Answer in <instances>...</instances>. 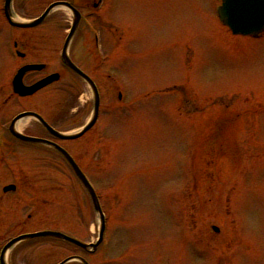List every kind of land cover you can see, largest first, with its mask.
<instances>
[{"label":"rangeland","instance_id":"rangeland-1","mask_svg":"<svg viewBox=\"0 0 264 264\" xmlns=\"http://www.w3.org/2000/svg\"><path fill=\"white\" fill-rule=\"evenodd\" d=\"M60 1L13 0V8L26 20ZM218 4L105 0L92 14L103 60L85 24L71 55L101 85L100 122L83 140L59 144L101 197L106 236L92 255L53 239L23 242L10 264H59L76 255L90 264H264V114H249L264 103V37H234L217 18ZM71 25L62 8L33 33L16 30L31 60L48 62L62 80L23 106L11 103L2 124L24 106L64 132L88 121L91 92L57 63ZM8 29L0 9L3 95L20 63ZM32 122L22 132L33 131ZM11 185L17 192L5 195ZM100 229L62 159L19 144L0 147V252L11 238L41 231L94 244Z\"/></svg>","mask_w":264,"mask_h":264},{"label":"water","instance_id":"water-1","mask_svg":"<svg viewBox=\"0 0 264 264\" xmlns=\"http://www.w3.org/2000/svg\"><path fill=\"white\" fill-rule=\"evenodd\" d=\"M12 0H7V4H6V10H7V14H8V18L10 19V17L12 18ZM61 7H68L74 15V24H73V28L72 31L70 33V36L67 40V43L65 45V49H64V53H63V63L72 71H74L76 74H78L80 77H82L83 79L87 80L88 83L91 85V87L93 88L94 91V97H95V101H94V114L92 119L90 120L89 124H87L80 132L78 133H74V134H62V133H58L54 130H52L40 117L34 115V114H25L21 117H34L36 118L44 127L47 128V130L53 134L56 138L60 139V140H64V141H72V140H76L78 138H80L82 135H84L87 131H89L94 124L97 121V117H98V110H99V103H100V99H99V94L97 89L95 88L94 84L92 83V81L85 76L70 60L69 56H68V47L70 45L71 39L73 38L76 29L80 23L81 17L80 14L78 13V11H76L74 8L71 7L70 4H65V3H56L53 4L51 7L48 8V10L44 13V15L42 17H40L39 19L35 20V21H31V22H19L16 23L15 22V26H18L20 28H34L38 25H40L41 23H43L46 18L49 16V14ZM220 13V17L222 22L233 32L234 35H242V36H258L259 34H261L262 32H264V0H224L223 1V7L220 9L219 11ZM11 20V19H10ZM37 66H28L25 68L24 73L28 72L30 70H34L37 69ZM56 77L53 78H48L40 83H38L36 86L28 89V88H24L22 86V84H20V92L21 95L23 96H29L34 94L36 91H38L40 88L45 87L46 85H48L49 83H51L52 80H55ZM20 117V118H21ZM15 136H17L18 138H20L23 141H27V142H33V143H39V144H46L49 146H53L54 149L60 153L62 155V157L68 162V164L71 166V168L73 169L75 175L77 176V178L81 181V183L83 184V186L85 187V189L88 191L91 200L93 202V206L96 210V212L100 215V219L102 222V227H101V231L99 234V240L97 241L96 244L93 245H86L83 244L75 239H72L62 233H58V232H52V231H45V232H40V233H36V234H30V235H25V236H21L17 239L12 240L5 248H4V252H6L7 250H12L16 245H18L21 242L24 241H29V240H34V239H42V238H53V239H57V240H61L64 242H67L69 244H72L78 248H81L83 250H96L98 248V246L100 245V243L103 240V235L105 232V220H104V215L102 213L97 195L94 191V189L92 188V186L89 184V182L87 181L86 177L84 176V174L82 173V171L79 169V167L77 166V164L74 162V160L71 158V156L62 148H60L57 145L51 144L49 142H45L42 140H38V139H32V138H26L23 136H20L16 133H14ZM10 190H13V188H9ZM8 191V189L6 190ZM216 230V229H215ZM73 260H78L80 262H82L83 264H87L83 259H76V258H71L66 260L65 262H63L62 264H68Z\"/></svg>","mask_w":264,"mask_h":264},{"label":"flooded vegetation","instance_id":"flooded-vegetation-1","mask_svg":"<svg viewBox=\"0 0 264 264\" xmlns=\"http://www.w3.org/2000/svg\"><path fill=\"white\" fill-rule=\"evenodd\" d=\"M70 3L81 13V15L83 17L85 11H89L91 13V15L92 14H96L97 12H99L100 9L103 8L102 6L104 5V0H70ZM44 25L45 24H43L41 26H44ZM40 27H38V28H40ZM38 28L30 29V30H26V31L28 33H33ZM83 28H84L83 25H81V28L80 29L84 30L85 28L84 29ZM80 29H78V31H77V33L75 35V38L78 37L79 34H81V33H79ZM97 29L100 30V27L97 26ZM7 32H9V30H7ZM14 42L18 45L19 51L21 53H23L22 56H20V58H19L20 63L17 65V67L15 68V70L18 69V68H21L23 66H27V65H34V64L44 65V68L41 71L30 72V73H28L25 76L24 82H25L26 86H32L33 84H35V83H37V82H39V81H41V80H43V79L51 76V75H54V74H59L60 75V80L57 81V82H54V83L50 84L48 87L42 89L41 91H39L38 93H36L35 95H33L32 97H29V98H20V97H18L16 95H13L12 94V91L10 90V86L9 87L7 86V90L9 91V93H7V95H3V92H1V90H0V144H1V147L3 146V147H6L8 149L12 148V146L15 145V144H19V146H21V147H23V146H25V147H31V146H27V145H32V144H26L25 142L20 141L17 138H15L11 134V132L9 131V129H10V126H11L12 121L18 115H20L22 113H25V112H35L34 110H37V109L31 108L29 106L28 107L27 106H24V108L21 109L19 112L16 111L15 113H8V116H9L10 120H9V122H7V124H4V123L2 124V122H1L2 111L5 110V109H7V107L11 106V103H14L15 101L19 102L18 104L21 105V106H23L26 103H29V101L33 100L40 93H42L43 91L48 90L50 88H53L54 85H57V84L61 83V80H62V75L60 73L55 72L54 70H52V67L50 66V64L48 62H45V61L42 62L40 60H31V57H33V56H31V54H28L27 50L23 49L22 42L19 39L15 40ZM62 52H63V49L61 50L60 53H58L59 58H57L58 59L57 63L59 64V68H63L64 67L63 64H62V61H61V59H62ZM28 76H33V77L30 78ZM89 77L91 79H93L91 76H89ZM27 78H30V80H32L31 83L30 82H27V80H28ZM75 78H76V81L78 80L79 82L82 83L81 79L79 77H77L76 75H75ZM94 82H95V80H94ZM95 83H96V85H97V87H98V89L100 91V94H102L103 93V90L101 88V85L98 84L97 82H95ZM77 84H78V82H77ZM86 87H87V85H86ZM0 89H2V88L0 87ZM45 120L54 129H56L53 126V124L47 118H45ZM4 125H6V126H4ZM35 126L36 127L33 128L34 130L33 131L30 130L28 134L27 133H24V132L23 133L25 135H27V136H31V137H34V138H40V139H43V140H50L52 142H55V143L59 144L58 141L55 139V137L53 135L49 134L43 127H41L40 125H37V124ZM30 132L31 133L33 132V133L31 134ZM36 132H38V134H40V135H36ZM88 136L89 135L86 134V135H84L82 138H80L77 141L83 140L85 137H88ZM34 148H38V147H35L34 146ZM10 153H13L14 154L15 152L11 151ZM49 154L54 156V154H52V153H49ZM2 199H4V198L2 197Z\"/></svg>","mask_w":264,"mask_h":264},{"label":"bare ground","instance_id":"bare-ground-1","mask_svg":"<svg viewBox=\"0 0 264 264\" xmlns=\"http://www.w3.org/2000/svg\"><path fill=\"white\" fill-rule=\"evenodd\" d=\"M28 123V120L24 121L22 124H20L21 128L25 126V124Z\"/></svg>","mask_w":264,"mask_h":264}]
</instances>
